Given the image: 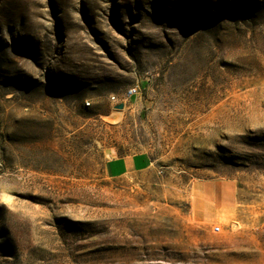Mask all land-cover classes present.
I'll return each instance as SVG.
<instances>
[{
    "label": "rangeland",
    "instance_id": "rangeland-1",
    "mask_svg": "<svg viewBox=\"0 0 264 264\" xmlns=\"http://www.w3.org/2000/svg\"><path fill=\"white\" fill-rule=\"evenodd\" d=\"M0 264H264V0H0Z\"/></svg>",
    "mask_w": 264,
    "mask_h": 264
},
{
    "label": "crops",
    "instance_id": "crops-1",
    "mask_svg": "<svg viewBox=\"0 0 264 264\" xmlns=\"http://www.w3.org/2000/svg\"><path fill=\"white\" fill-rule=\"evenodd\" d=\"M151 165V158L146 153L111 156L103 163V173L107 179L116 180L127 175L145 172ZM196 193L192 213L194 219L201 223H209L216 218L217 211L225 214L232 207L229 195L225 197L221 186L212 187V185L202 184ZM225 199L228 201H224Z\"/></svg>",
    "mask_w": 264,
    "mask_h": 264
},
{
    "label": "built area",
    "instance_id": "built-area-1",
    "mask_svg": "<svg viewBox=\"0 0 264 264\" xmlns=\"http://www.w3.org/2000/svg\"><path fill=\"white\" fill-rule=\"evenodd\" d=\"M138 94V89L137 87H132L131 89L128 90L127 92V97H133ZM111 100L114 101L115 104H118V101L115 99V97H111ZM220 231L219 227H213L212 232L217 234Z\"/></svg>",
    "mask_w": 264,
    "mask_h": 264
},
{
    "label": "water",
    "instance_id": "water-1",
    "mask_svg": "<svg viewBox=\"0 0 264 264\" xmlns=\"http://www.w3.org/2000/svg\"><path fill=\"white\" fill-rule=\"evenodd\" d=\"M116 110H122L124 109V104L123 103H119L114 107Z\"/></svg>",
    "mask_w": 264,
    "mask_h": 264
},
{
    "label": "bare ground",
    "instance_id": "bare-ground-1",
    "mask_svg": "<svg viewBox=\"0 0 264 264\" xmlns=\"http://www.w3.org/2000/svg\"><path fill=\"white\" fill-rule=\"evenodd\" d=\"M121 111V110H120Z\"/></svg>",
    "mask_w": 264,
    "mask_h": 264
}]
</instances>
